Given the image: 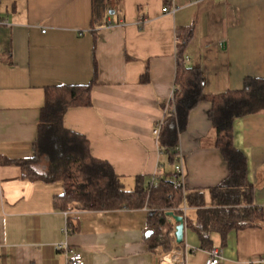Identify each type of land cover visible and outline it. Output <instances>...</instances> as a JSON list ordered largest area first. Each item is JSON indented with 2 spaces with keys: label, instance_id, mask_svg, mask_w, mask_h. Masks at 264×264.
Wrapping results in <instances>:
<instances>
[{
  "label": "crops",
  "instance_id": "obj_1",
  "mask_svg": "<svg viewBox=\"0 0 264 264\" xmlns=\"http://www.w3.org/2000/svg\"><path fill=\"white\" fill-rule=\"evenodd\" d=\"M193 23L187 62L201 65L205 93L264 77V0H1L0 264H68L59 243L81 252L85 264H159L168 253L149 247L148 208L65 210L55 204L63 182L27 180L18 162L34 157L46 87L95 81L92 105L69 108L64 126L89 140L92 155L110 162L127 190L140 176L154 181L169 168L161 165L154 127L176 86L177 28ZM210 108L206 100L192 110L179 151L184 187L204 192L208 206L210 187L229 173ZM234 133L248 159L254 203L264 208V111L238 119ZM182 210H172L173 222L196 220L195 208ZM213 238L222 264H264V220L230 232L224 246ZM185 242L188 248L173 239L169 252L183 251L185 264H205L210 250L188 226Z\"/></svg>",
  "mask_w": 264,
  "mask_h": 264
},
{
  "label": "trees",
  "instance_id": "obj_2",
  "mask_svg": "<svg viewBox=\"0 0 264 264\" xmlns=\"http://www.w3.org/2000/svg\"><path fill=\"white\" fill-rule=\"evenodd\" d=\"M195 27L193 23L177 28L176 88L170 100L175 110L165 111L158 136L159 149L165 155L161 165L169 168L158 174L157 182L148 183L146 177L140 176L136 187L127 190L112 164L92 155L89 140L64 126L69 108L92 105L95 81L46 87L34 157L18 162L23 177L31 181H62L64 193L55 204L65 210L70 205L92 211L148 208L145 235L151 250L161 247L169 252L175 248L165 210L182 213L184 205L197 210L195 221L187 217V226L197 232L201 247L209 250L214 247L215 234L224 246L230 232L260 226L264 208L254 203L255 187L249 179L248 159L235 145L234 129L238 119L264 111V77H247L239 90L205 93L201 65L187 62ZM206 100L211 103L209 117L216 132V146L229 167L228 175L209 189L211 206L207 205L204 192L189 190L175 176L180 136L192 110Z\"/></svg>",
  "mask_w": 264,
  "mask_h": 264
},
{
  "label": "built area",
  "instance_id": "obj_3",
  "mask_svg": "<svg viewBox=\"0 0 264 264\" xmlns=\"http://www.w3.org/2000/svg\"><path fill=\"white\" fill-rule=\"evenodd\" d=\"M188 60V58H187ZM176 87H174L172 96L174 94V90ZM170 98V100H171ZM175 110V106L171 104L170 102L166 106L165 111H173ZM162 120L158 121L154 127V134L159 136L160 134V129L162 126ZM180 151V148H179ZM175 172H176V177L179 179L184 186V180H185V172H184V162L181 154H178V161L175 165ZM158 175H156L155 180H157ZM173 209H166L165 210V218L171 223V236L175 240L176 244H178L179 247H187V243L185 242V237H186V232H187V222L185 217L180 216L179 219L176 222H173L171 217L174 215ZM176 211V210H175ZM178 218V216H177ZM71 227L68 223L66 228L64 229L65 233H69L71 231ZM56 248L60 251H63L66 255L67 262L68 264H85V258L83 254L76 249L70 247L67 243H59L56 245ZM188 248V247H187ZM178 254L182 255L181 261L178 263L174 261V264H185V257H184V252L181 251H172L165 253L161 256L159 264H165L164 263V257L167 255H172L174 257V260L177 259ZM223 260V248L221 246H214L210 251L208 258L205 261V264H222Z\"/></svg>",
  "mask_w": 264,
  "mask_h": 264
},
{
  "label": "bare ground",
  "instance_id": "obj_4",
  "mask_svg": "<svg viewBox=\"0 0 264 264\" xmlns=\"http://www.w3.org/2000/svg\"><path fill=\"white\" fill-rule=\"evenodd\" d=\"M181 259H182V255L181 256L178 255L176 260H174V257H172V255H167L164 257V263L165 264H174V261L179 263L181 261Z\"/></svg>",
  "mask_w": 264,
  "mask_h": 264
},
{
  "label": "rangeland",
  "instance_id": "obj_5",
  "mask_svg": "<svg viewBox=\"0 0 264 264\" xmlns=\"http://www.w3.org/2000/svg\"><path fill=\"white\" fill-rule=\"evenodd\" d=\"M170 263V262H169Z\"/></svg>",
  "mask_w": 264,
  "mask_h": 264
}]
</instances>
